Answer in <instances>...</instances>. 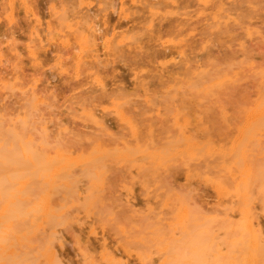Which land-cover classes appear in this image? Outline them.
Returning a JSON list of instances; mask_svg holds the SVG:
<instances>
[{
    "label": "rangeland",
    "instance_id": "374dc122",
    "mask_svg": "<svg viewBox=\"0 0 264 264\" xmlns=\"http://www.w3.org/2000/svg\"><path fill=\"white\" fill-rule=\"evenodd\" d=\"M86 2L13 0L11 14L10 0H0V78L5 83L0 85V136L28 111V95L20 91L34 84L44 99L34 124L39 128L40 116L48 126L45 136L31 131L36 145L77 163L96 143L129 147L137 151L136 161L105 158L99 188L90 186L80 164L73 165L77 192L71 195L61 187L47 193L46 184L30 180V199L45 196L62 222L18 224L13 249L27 264H45L42 253L54 232L62 264H106L101 258L105 251L125 264H160L150 236L155 227L167 230L175 195H188L194 206L215 214L229 202L218 195L214 182L232 186L219 156L189 159L185 147L174 144L177 117L199 145L229 150L242 140L247 146L244 164L253 179L264 170V129L245 123L246 114L263 102L264 0ZM62 6L68 15L77 14V21L82 18L78 27L96 29L99 58L84 59L78 75L75 43H62L58 32L65 23L59 26L50 16L52 7ZM224 10L230 18H219ZM13 84L14 91L8 88ZM114 102L131 118L135 135L112 113ZM84 108L98 115L108 112L104 129L83 115ZM60 124L67 131L57 132ZM141 153L160 155V165L149 166L150 159ZM239 166L233 168L238 174ZM260 183L254 179L251 191L264 231Z\"/></svg>",
    "mask_w": 264,
    "mask_h": 264
},
{
    "label": "bare ground",
    "instance_id": "6f19581e",
    "mask_svg": "<svg viewBox=\"0 0 264 264\" xmlns=\"http://www.w3.org/2000/svg\"><path fill=\"white\" fill-rule=\"evenodd\" d=\"M73 1L79 5L87 3L86 0ZM10 10L12 14L13 0H10ZM66 12L65 6L60 9L52 7L50 16L55 17L59 26L62 22L65 23L63 28L59 27L58 32L62 43L68 44L71 39L75 43L77 48L75 73L78 75L79 68L86 59L99 58L98 50L94 47L96 45V29L93 26L78 27L77 24L82 18L77 21V14L68 15ZM155 13V11H151L152 16ZM230 17L231 14L227 10L219 14V18ZM35 19L39 22L37 15H35ZM47 26L49 33H52L50 24ZM64 28H66L65 32H63ZM29 52L32 55L35 54L33 49H30ZM95 80L98 85H101L98 79ZM0 85H5L2 78H0ZM33 85L27 87L28 89L26 88L25 91H20L18 88L21 94L28 95L29 109L23 114H18L12 126L0 136V264H27L18 258L19 255H16L13 249L14 241L19 240L18 224L36 227L44 220L51 221L53 224L62 222L61 217L56 214L45 196H42L37 202L30 199L32 192V188L29 187L30 180L35 179L46 184L47 193L55 187H61L66 195H71L73 192H77L75 186L77 178L74 177L72 171L73 165L80 164V171L87 178L90 186L99 188L105 173L103 169L105 158L112 156L118 161H136L134 154L137 151L129 147L110 149L96 143L88 157L77 163L60 151H56L55 155H50L44 144L36 145L31 131L38 129L40 135L45 136L48 126L45 118L43 120V117L40 116V122H37L39 128L34 124L38 107L44 102V99L38 93L36 86ZM14 87V84L13 87L8 86L12 91H14ZM20 89H22V84ZM259 93L263 102L256 107L258 109L255 108L246 114L245 123L248 128L262 130L264 129V75ZM116 104L114 102L113 106L116 107L113 108L112 113L123 124H127L130 132L135 135L136 128L131 118L119 103ZM92 109L84 108L83 115L98 128L104 129L103 114L108 112L103 110V113L98 115L97 111ZM38 113L40 115V112ZM176 120L179 121L178 117ZM177 121L175 123L174 120L178 127V136L174 140V144L183 145L184 152L186 151L189 159L219 156L222 167L232 180V186L214 182L218 195L229 202L225 208L215 214L204 212L201 208L194 206L189 201L188 195H175L174 214L166 222L167 230L155 227L150 236L156 253L159 254L160 264H264V231L255 214L251 191L253 180H259L261 182L260 207L264 214V170L253 179L249 167L244 164L247 146L242 144V140H239L229 150L219 149L210 143L199 145L187 135L185 124H179L180 122ZM56 129L59 133L67 131V128L61 124ZM254 136L256 138V135ZM203 149L205 152L200 154ZM143 155L150 159L149 166L160 165V155L141 153V157ZM239 160L243 162L241 166H239ZM236 164L239 166L240 174L233 169ZM136 166L141 168L140 164H136ZM138 240H142V237H139ZM42 256L45 264H62L56 251L54 232H51L47 238ZM101 258L106 264H125L119 256L110 251H105Z\"/></svg>",
    "mask_w": 264,
    "mask_h": 264
}]
</instances>
